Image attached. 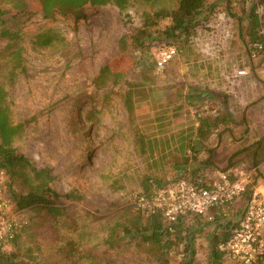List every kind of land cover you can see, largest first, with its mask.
<instances>
[{"label": "rangeland", "instance_id": "1", "mask_svg": "<svg viewBox=\"0 0 264 264\" xmlns=\"http://www.w3.org/2000/svg\"><path fill=\"white\" fill-rule=\"evenodd\" d=\"M251 3L231 0L233 16H229L224 0H206L199 26L189 38L167 44L170 42L160 31L154 32L167 25L169 20L164 19L142 46L134 48L128 38L126 47L120 39L141 27L144 12L158 7L171 9L174 2L161 0L148 5L132 1L123 11L107 5L80 16L56 14L43 20L15 9L19 0H0V10H7L1 16L0 53L5 58L14 47H21L25 68L3 81L12 122L28 123L13 147L34 169L49 171L50 188L60 196L70 217L86 215L85 220H79L86 221L85 231L93 233L87 249L97 250L102 258L117 264H158L152 247L121 234V230L112 248L104 239L115 224L140 214L132 198L143 194L145 179L159 182L160 189L190 179L198 164H187L185 172L175 171L178 153L173 151L171 156L169 147L181 134L194 133L197 113L213 115L226 109L232 117L251 121L245 135L243 128L237 127L240 137L231 143L234 152L229 155L230 148L224 144L214 157L217 165L200 167V178L212 183L220 172L239 167L253 172L246 195L253 190L264 193V161L253 166L251 152L245 153L244 147L264 138V54L257 59L250 57L247 28ZM226 18L231 23H225ZM2 30L16 36L8 40ZM45 32L58 39L48 48L36 43ZM168 49L175 54L158 68L160 51ZM107 63L121 71L125 81L98 90L94 79ZM241 70L245 75L237 76ZM217 95L220 99L214 98ZM223 129L218 132H225ZM139 133L152 145L147 159L140 154ZM216 133L204 140L201 148L214 149ZM86 152L88 159L83 158ZM206 158L199 153V162ZM13 189L25 190L18 184ZM71 192L74 198L64 197ZM247 203L242 196L221 211L197 219L187 217L178 236L171 238L168 263L183 264L190 258L193 264H212L210 241L219 229L217 224L230 222L236 229ZM25 211L28 226L6 253L18 255L17 264H25V260L34 264L31 254L39 255V260L54 251L61 224L41 209ZM261 260L256 264H263ZM220 264L235 263L224 256Z\"/></svg>", "mask_w": 264, "mask_h": 264}, {"label": "trees", "instance_id": "2", "mask_svg": "<svg viewBox=\"0 0 264 264\" xmlns=\"http://www.w3.org/2000/svg\"><path fill=\"white\" fill-rule=\"evenodd\" d=\"M132 1H141L150 5L152 3L156 4L161 0H19V5L14 8L24 14L37 16L43 20H51L56 14H74L80 16L84 14L86 10L98 9L107 5H112L119 11H123ZM170 1L175 3V6L171 9H167V7H158L151 13L144 12L141 27L133 28L129 36L120 39V44L126 47V38H128V42L132 47L138 48L142 46L144 40L151 37L152 29L157 26L159 21L164 19L169 20L167 25L163 29H158L154 32L160 31L159 34L164 36V40L170 42L167 44H179L183 41L182 37L189 38L199 26V17H201L206 10V0ZM224 1L226 13L229 16H233L230 9L231 0ZM240 1L245 3L247 1L252 2V6L248 13V45L253 46L255 43L259 42L264 44V36L259 34L260 24L258 16L255 13V3L253 0ZM259 4H262L264 8V0H259ZM159 5L160 4H158V6ZM6 13L7 10H0V25L3 24L1 16ZM3 35L4 37L6 36L8 40L10 37L13 38L16 36V34L7 31H3ZM57 41L58 39L54 34L45 32L37 37L36 43L39 47L48 48ZM3 56L4 54L2 55V53H0V61L2 62L5 60L4 64H0V171H2L6 177L5 194L14 209L26 210L38 208L45 211L49 218L61 224V229L58 233V244L54 251L50 252L46 257H41L39 260V255L34 256L31 254L29 259L32 260L34 264H117L108 258H102V255L99 254L97 250L93 251L92 248L87 249L86 244L90 242L93 233L85 231L87 228L85 224L86 221L79 220L80 218L85 220L86 215L76 218L70 217L60 201V196L50 188L52 177L49 171L46 169L37 171L33 168L29 159L16 151L13 147L14 141L25 131L28 123L21 122L14 124L12 122L10 103L8 101L7 92L4 89L3 81L6 76L14 77L17 72H23L25 70L22 65V48L14 47L5 58ZM124 76L125 75L121 71L113 68L111 63H107L99 69L98 75L94 79V86L98 90H102L106 87H116L119 86L121 82L125 81ZM125 97L128 101L127 94ZM214 98L220 99V96L217 95ZM224 111L225 112L220 110L216 111L213 115L210 113L205 115L197 113L194 116V133L187 135L183 133L180 138L174 139L176 144L172 147H169V144L166 146L170 148V155L173 151L178 153L176 155L178 159L175 158V163L173 164L175 171L185 172L187 164H189V166L198 164L196 166L197 168L190 172L188 176L190 179L186 178L185 181L205 188L210 186V181L200 178L202 174L199 169L203 166L205 168L212 166V153L214 149L207 147L204 149L201 147L202 142L212 134L218 132L221 127L224 128L223 131L227 129L228 124L231 122V116L226 112V109H224ZM221 133L223 132L220 131L216 133V136H219ZM137 141L141 147L140 154L142 157L145 159L149 158L151 154H148V151L152 149V145H148V141L141 136L140 133L137 135ZM202 150H205L207 158L203 162H199L198 154ZM246 150H251L253 166H258L264 161V138H260ZM83 158L88 159L89 153L86 152ZM16 184L22 185L25 190L17 191L13 189V186ZM159 184V182L151 179L149 180V178L145 179L142 182L144 196L150 198L157 190H160L161 186H159ZM250 187L251 184L243 194L247 202L251 196V192L248 196L246 195ZM64 197L74 198L73 192L66 194ZM233 202L224 206L214 207L209 210L208 214L221 211L224 207ZM138 213L140 214L131 218L130 221L126 220L124 223L115 224L110 228L106 239H104V243H106L109 248H112L118 237L117 233L121 230V234L133 236L143 244L152 247L156 255L155 260L158 264H169L166 259V252L170 248L171 238L178 236L182 228L180 224L183 223L187 217L193 215L180 217L176 224L173 225V231L169 232L160 211L149 214L140 210ZM141 214L144 217H142ZM200 217L205 216H193L195 219ZM214 219L217 220V217L214 216ZM234 226H232L230 222H227L225 225L217 224L219 229L212 234L210 241L209 258L212 264H220V261L225 256V253L219 250V246L226 243L231 238ZM20 234L21 233L15 237L13 243ZM17 256L18 255L6 252L0 253V264H17V261H15ZM261 261V263L264 264V256ZM26 262L25 260V264ZM183 264H193V261L189 258L184 261Z\"/></svg>", "mask_w": 264, "mask_h": 264}, {"label": "built area", "instance_id": "3", "mask_svg": "<svg viewBox=\"0 0 264 264\" xmlns=\"http://www.w3.org/2000/svg\"><path fill=\"white\" fill-rule=\"evenodd\" d=\"M253 2L260 24L259 34L264 36V8L259 0ZM250 50V57L257 59L264 54V44L255 43ZM174 54L173 49L160 51L157 67L162 68ZM244 75L242 70L237 72V76ZM262 115L264 120V110ZM252 175L250 170L235 167L220 172L207 188L180 180L174 186L157 190L150 198L136 194L132 203L149 214L160 211L167 230L172 232L180 217L206 216L210 209L241 198L251 184ZM5 182L6 177L0 171V253L6 252L15 237L28 226L26 211L14 209L7 199ZM219 250L235 264H256L264 256V193L252 191L238 227Z\"/></svg>", "mask_w": 264, "mask_h": 264}, {"label": "crops", "instance_id": "4", "mask_svg": "<svg viewBox=\"0 0 264 264\" xmlns=\"http://www.w3.org/2000/svg\"><path fill=\"white\" fill-rule=\"evenodd\" d=\"M226 20H227V22H225V23H231V20H229V19H227L226 18ZM251 122V121H250ZM248 120H245V119H242V118H239V117H232L231 116V122H230V124H228V126H227V129L225 130V132H223V133H221L219 136H216L215 135V137H216V143H215V148H214V150H213V153H212V166L213 165H217L216 164V161H215V159H214V157L216 156V154H217V152H218V149H220L224 144H227L226 146H227V149L228 148H230V154L229 155H231L234 151H233V146L234 145H231V143H233V139L235 140L236 138H239L240 137V134H238L239 132H238V129H237V127H242L241 129L243 130V134L245 135L247 132V130H246V127L247 126H249V123H250ZM238 132V133H237ZM241 132V131H240ZM242 135V134H241ZM243 135V136H244ZM242 136V137H243ZM258 139H260V137L259 138H257V139H255L254 141L256 142V141H258ZM225 146V147H226ZM245 148H248V147H246V146H244ZM243 147V148H244ZM205 149V148H204ZM229 150V149H228ZM241 150H243V149H241ZM247 152H249V150H246L245 149V153H247ZM250 152H251V150H250ZM200 154L202 155V154H205V155H207L206 153H205V150H203V152L201 151L200 152ZM199 155V154H198Z\"/></svg>", "mask_w": 264, "mask_h": 264}]
</instances>
